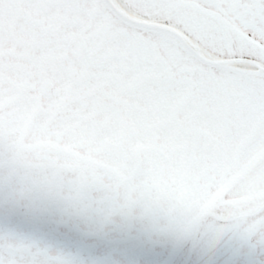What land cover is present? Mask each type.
Wrapping results in <instances>:
<instances>
[{
    "label": "snow or ice",
    "instance_id": "snow-or-ice-1",
    "mask_svg": "<svg viewBox=\"0 0 264 264\" xmlns=\"http://www.w3.org/2000/svg\"><path fill=\"white\" fill-rule=\"evenodd\" d=\"M264 264V0H0V264Z\"/></svg>",
    "mask_w": 264,
    "mask_h": 264
},
{
    "label": "flooded vegetation",
    "instance_id": "flooded-vegetation-1",
    "mask_svg": "<svg viewBox=\"0 0 264 264\" xmlns=\"http://www.w3.org/2000/svg\"><path fill=\"white\" fill-rule=\"evenodd\" d=\"M145 264H154V262L151 261V260H146V261H145Z\"/></svg>",
    "mask_w": 264,
    "mask_h": 264
}]
</instances>
